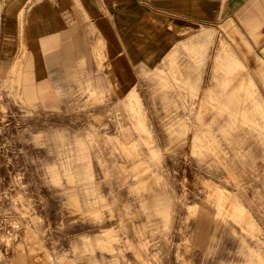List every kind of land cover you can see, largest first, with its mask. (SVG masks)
<instances>
[{
  "label": "rangeland",
  "instance_id": "374dc122",
  "mask_svg": "<svg viewBox=\"0 0 264 264\" xmlns=\"http://www.w3.org/2000/svg\"><path fill=\"white\" fill-rule=\"evenodd\" d=\"M99 3L0 0V264H264V0Z\"/></svg>",
  "mask_w": 264,
  "mask_h": 264
},
{
  "label": "crops",
  "instance_id": "0c3cea01",
  "mask_svg": "<svg viewBox=\"0 0 264 264\" xmlns=\"http://www.w3.org/2000/svg\"><path fill=\"white\" fill-rule=\"evenodd\" d=\"M17 1V0H15ZM58 1V5L65 4L66 0H56ZM74 2L75 8L81 10V17L84 15L85 18L90 17L93 21L95 28H99V22L104 20V13L99 11L98 9L92 7V5L100 4L99 0H96L92 3V0H72ZM121 2V1H120ZM126 1L121 2V8L126 12L127 9ZM49 8L47 3L45 2H35L29 4L27 17L23 18L24 25L27 27L26 37L32 42H42L46 47H44V51H49L47 53V62H56L58 59H65L66 62H72L73 58L70 56V46L71 49L75 46L78 48V44L81 43V51L80 54L83 53V42L86 43L84 36L87 35L88 25L82 27L83 29L76 30L77 27L73 22L66 23V20L62 18L61 14L54 13V9ZM22 10V8H21ZM95 10V11H94ZM23 13V12H21ZM83 14V15H82ZM19 20H22V14L19 17ZM82 21V18H81ZM82 26V24H79ZM85 29V30H84ZM71 34V35H70ZM66 35H70V39L63 42V37ZM102 36V35H101ZM54 39V46L47 45L48 41ZM63 39V40H62ZM63 42V43H62ZM62 43V44H61ZM69 51V52H66ZM79 52V51H78ZM68 53V54H67ZM87 53V49L85 47L84 54ZM77 54V53H76ZM67 55V56H66ZM76 57V56H75ZM31 61V60H30ZM36 67H39V65ZM40 68V67H39Z\"/></svg>",
  "mask_w": 264,
  "mask_h": 264
},
{
  "label": "bare ground",
  "instance_id": "6f19581e",
  "mask_svg": "<svg viewBox=\"0 0 264 264\" xmlns=\"http://www.w3.org/2000/svg\"><path fill=\"white\" fill-rule=\"evenodd\" d=\"M21 12H22V10L19 11V15H21ZM44 47H46V46L44 45ZM24 68H26V72H25V75L23 77V71H22L21 78L23 77V79H22V85H23V88H24V93H26V98L29 101H31V100L33 101L34 99H39V96L36 93L35 84L33 83V80L31 79L32 70L30 68V65L29 64H27V65L24 64L23 65V70H24ZM228 68H230V65H228ZM17 73H18V76L20 77V70H18ZM234 109L235 110H238L239 109V106L238 105L235 106ZM243 119H245L247 121L248 120V117L245 115Z\"/></svg>",
  "mask_w": 264,
  "mask_h": 264
}]
</instances>
